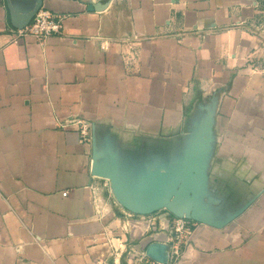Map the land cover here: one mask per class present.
Instances as JSON below:
<instances>
[{"label": "crops", "instance_id": "obj_1", "mask_svg": "<svg viewBox=\"0 0 264 264\" xmlns=\"http://www.w3.org/2000/svg\"><path fill=\"white\" fill-rule=\"evenodd\" d=\"M39 4L63 32L15 42ZM263 7L0 0V264H160L141 258L175 215L115 182L153 202L196 184L168 264H264Z\"/></svg>", "mask_w": 264, "mask_h": 264}, {"label": "water", "instance_id": "obj_2", "mask_svg": "<svg viewBox=\"0 0 264 264\" xmlns=\"http://www.w3.org/2000/svg\"><path fill=\"white\" fill-rule=\"evenodd\" d=\"M42 8L41 4H39L34 10L29 12L28 14H16L14 12L11 13L12 24L16 29H24L27 27L38 13V11ZM91 9H101L98 6H94ZM103 174L109 175V172H104ZM203 182V179H201ZM196 184H190L187 186H183L176 196L175 201L168 202L165 199H162L161 202H153V201H137L127 199L121 194L119 191L116 182L114 183V193L117 196L118 200L121 204L127 206L129 209L139 213H150L158 208H168L175 216L186 219H195L198 221L202 220L201 216V206L195 204L193 207L190 206L188 202V194L191 192ZM170 250L171 245L161 242L151 243L146 250V255L150 259L160 263V264H168L170 258ZM109 264H113L109 263Z\"/></svg>", "mask_w": 264, "mask_h": 264}, {"label": "built area", "instance_id": "obj_3", "mask_svg": "<svg viewBox=\"0 0 264 264\" xmlns=\"http://www.w3.org/2000/svg\"><path fill=\"white\" fill-rule=\"evenodd\" d=\"M65 16L55 14L54 12L41 8L33 18L32 22L24 29H15L14 41L18 42L21 39L34 38L38 41H44L53 35L61 34L64 29ZM89 126H83V136L85 139L89 136ZM67 195V192L64 193ZM189 233V222L186 219H179L176 221L174 228V236L170 238V244H173L171 251L173 255L178 256L180 254L179 243L181 241V235ZM147 255L144 253L141 261L146 260Z\"/></svg>", "mask_w": 264, "mask_h": 264}, {"label": "rangeland", "instance_id": "obj_4", "mask_svg": "<svg viewBox=\"0 0 264 264\" xmlns=\"http://www.w3.org/2000/svg\"><path fill=\"white\" fill-rule=\"evenodd\" d=\"M261 15H262L263 17H262V19L260 20V22H259L256 26H254V29H255V31H257L258 33H260V34L262 35L263 40H264V7H263V11H262ZM263 51H264V41H263ZM262 58H264V55H263ZM259 69H260V68H259ZM257 70H258V69H257ZM171 219H172V221H173V223H172V228H173V231H174L176 221L179 220V219H181V218H180V217H177V216H172ZM182 219H186V218H182ZM186 220H188V219H186ZM185 235H186V234L181 235V240H182V238H183ZM173 236H174V235H173ZM170 245H171V247H173V244H172V243H171Z\"/></svg>", "mask_w": 264, "mask_h": 264}]
</instances>
